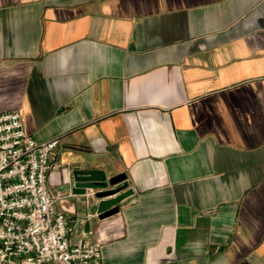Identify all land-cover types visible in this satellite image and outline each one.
<instances>
[{
    "label": "crops",
    "instance_id": "0c3cea01",
    "mask_svg": "<svg viewBox=\"0 0 264 264\" xmlns=\"http://www.w3.org/2000/svg\"><path fill=\"white\" fill-rule=\"evenodd\" d=\"M5 112L103 264H264V0H0ZM75 169L132 194L99 217Z\"/></svg>",
    "mask_w": 264,
    "mask_h": 264
},
{
    "label": "built area",
    "instance_id": "2783aa9c",
    "mask_svg": "<svg viewBox=\"0 0 264 264\" xmlns=\"http://www.w3.org/2000/svg\"><path fill=\"white\" fill-rule=\"evenodd\" d=\"M57 145L27 135L18 112L0 114V264H103L98 244L71 240L47 186Z\"/></svg>",
    "mask_w": 264,
    "mask_h": 264
},
{
    "label": "water",
    "instance_id": "95a60500",
    "mask_svg": "<svg viewBox=\"0 0 264 264\" xmlns=\"http://www.w3.org/2000/svg\"><path fill=\"white\" fill-rule=\"evenodd\" d=\"M71 181V192L73 195L84 196L87 190L94 191V198L100 200L96 210V214L99 217H103L123 199L132 194L131 190H126L128 183L124 175L107 179L102 171L75 169L72 171ZM120 192L122 193L113 199L102 200Z\"/></svg>",
    "mask_w": 264,
    "mask_h": 264
}]
</instances>
